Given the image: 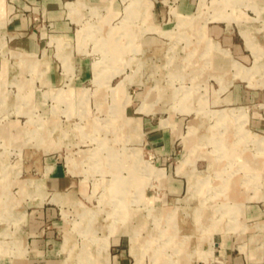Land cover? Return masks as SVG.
Instances as JSON below:
<instances>
[{
	"label": "rangeland",
	"instance_id": "374dc122",
	"mask_svg": "<svg viewBox=\"0 0 264 264\" xmlns=\"http://www.w3.org/2000/svg\"><path fill=\"white\" fill-rule=\"evenodd\" d=\"M181 1L83 3L82 77L33 108V61L1 50L27 70L0 113V264H113L117 239L127 264H217L221 235L264 264V0Z\"/></svg>",
	"mask_w": 264,
	"mask_h": 264
},
{
	"label": "crops",
	"instance_id": "0c3cea01",
	"mask_svg": "<svg viewBox=\"0 0 264 264\" xmlns=\"http://www.w3.org/2000/svg\"><path fill=\"white\" fill-rule=\"evenodd\" d=\"M26 1L30 3L34 2L41 4L44 10V16H45L44 18L46 20L45 23L46 25L45 24H43V26L34 25L30 13H26V14H22L20 12L14 13L12 12V7L10 3L8 2L6 3L5 0H0V113L1 110H7V109L9 110L11 106L12 109L15 110V103L17 101L14 100V95L12 99L7 101L8 98L6 97L7 90H5V84L16 81V69H19L21 71L22 70L24 71L25 69L27 70V67L19 64L16 61V59H12L9 61L6 60V58L3 57V55L1 54V50H6V52L9 51L11 52V54H22L23 57H27L33 61L36 67V71L32 72L29 70L30 71L29 74L31 75L29 77H23V76L19 77L18 82H21V85H23L28 82L27 81L28 79L30 80L31 83L37 84L40 87L39 89L42 90L33 91L31 87V92L28 95V102L29 104H31L30 105L31 107L35 103L38 106L42 105V101L45 97L42 94L43 90L47 89L49 86L55 87L63 84L65 82V70L69 69L70 67L72 69L74 68V71L75 69H77L78 74L77 76H75V78H77V80H80V76L84 72V67H86L85 59L82 58V56H80V54L76 52L77 50L74 48V45L71 41V38L73 39L74 37V30H73L74 27L72 26V23L75 21L80 22L82 20L80 13L81 5L83 3H87L89 10L91 8H94L95 6H101L104 7V9L106 8L109 10L113 7L111 0H26ZM189 3L190 0H182L180 2V5L184 7L189 5ZM70 4H73L74 6L73 11H70L69 8ZM123 9H124V5H123ZM235 16H237V14H235ZM100 17L106 19L108 18L107 15H100ZM56 37L59 38L56 40L55 39ZM214 61L217 62V64H221V65L225 64L222 63V61H224V59L222 58L221 60L219 59L217 61L216 60ZM43 86L45 88H43ZM21 90L23 91L24 89ZM20 93L21 92H19V94ZM18 95H15L16 98H18ZM252 120L255 121L254 124H258L262 122V120L259 117L258 118L255 117ZM260 126H261L260 130L264 132V120H263V124ZM11 131L14 130L11 129ZM251 131L257 133L254 130ZM153 133L156 132L153 131ZM259 135L264 136V134H259ZM63 178L64 177L62 176V174L56 171H54L49 176V180L52 183L55 182V184L62 183ZM182 178L184 179V176ZM171 179L175 181L177 180L179 181L181 177L180 176L171 177ZM246 213L250 217L253 214L257 213V210L255 206L247 207ZM229 241L230 240L228 239V236L225 235H221L219 239L214 240L213 243L214 245H216L218 249V254L213 253L212 259H215L218 262L217 264H222V260L224 264H242L243 256L236 249L235 245L230 244ZM113 244L115 249V252L111 254L113 264H127L129 259L128 250L121 245V242L118 241V239L114 241ZM248 264H255V263L249 262Z\"/></svg>",
	"mask_w": 264,
	"mask_h": 264
},
{
	"label": "bare ground",
	"instance_id": "6f19581e",
	"mask_svg": "<svg viewBox=\"0 0 264 264\" xmlns=\"http://www.w3.org/2000/svg\"><path fill=\"white\" fill-rule=\"evenodd\" d=\"M120 183V182H119Z\"/></svg>",
	"mask_w": 264,
	"mask_h": 264
}]
</instances>
